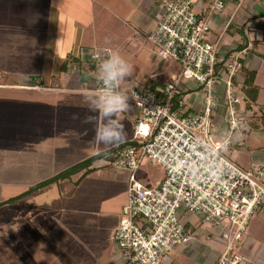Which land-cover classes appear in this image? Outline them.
Listing matches in <instances>:
<instances>
[{"label": "built area", "instance_id": "built-area-1", "mask_svg": "<svg viewBox=\"0 0 264 264\" xmlns=\"http://www.w3.org/2000/svg\"><path fill=\"white\" fill-rule=\"evenodd\" d=\"M195 0H166L148 38L157 54L177 63L176 73L161 85L133 81L118 85L129 97L134 132L114 154L98 155L90 165L125 170L126 196L112 239L117 264H161L175 248L194 238L181 220L182 211L196 214L216 229L224 246L213 264H242L241 246L249 222L264 202V164L245 168L228 154L230 138H217L211 114L222 106L230 130L241 125L244 95L238 79L247 46L219 49L209 40V16L225 0H212L204 12ZM254 21H263L256 17ZM250 44V43H249ZM109 48L90 50L93 90L103 92L100 63ZM199 86L202 106L186 111L184 91ZM216 86H224L222 101ZM147 158L163 167L162 179L146 186L137 170Z\"/></svg>", "mask_w": 264, "mask_h": 264}, {"label": "rangeland", "instance_id": "rangeland-1", "mask_svg": "<svg viewBox=\"0 0 264 264\" xmlns=\"http://www.w3.org/2000/svg\"><path fill=\"white\" fill-rule=\"evenodd\" d=\"M121 13L127 21L99 11L90 27H82L87 34L80 33L81 40L85 38L91 50L109 48L112 55L119 52L132 66L131 75L121 82L122 86L133 81L152 85L170 79L178 69L177 63L157 54L148 38L153 25L150 12L134 8ZM30 77H41L42 82L29 81L25 72L0 71V264H98L95 261L104 255L100 251L112 246L109 234L121 216L127 179L123 170L87 164L21 197L4 200L93 151L122 145L134 127L132 105L128 101L129 110L117 115L125 126L126 138L111 146L96 143V129L103 122L94 120L91 124H82L73 116L78 114L81 119L85 115L98 116L89 109L95 107L96 98L101 94L37 89L32 86L64 85L46 74ZM260 114L257 109L256 125L245 113L240 116L237 131L245 143L242 161L246 166L258 144L264 143L260 135ZM241 142L235 148H241ZM162 172L161 165L147 158L138 168L137 177L150 187L159 182ZM81 174H86L84 180H80ZM181 213L185 225L197 217L187 210ZM201 223L210 226L204 221ZM250 230L252 218L247 231ZM208 241L214 242V239Z\"/></svg>", "mask_w": 264, "mask_h": 264}, {"label": "crops", "instance_id": "crops-1", "mask_svg": "<svg viewBox=\"0 0 264 264\" xmlns=\"http://www.w3.org/2000/svg\"><path fill=\"white\" fill-rule=\"evenodd\" d=\"M165 1L0 0V71L14 74L25 72L30 78L29 81L38 82L39 80L40 83L42 82L41 77H33L32 79L30 76L46 74L51 76V79L56 81L58 79L64 85L32 86L37 89L45 88L61 92L79 91L84 94H99L93 90L94 81L91 62L88 60L91 49L87 45L88 43L85 42V38L81 40L80 33L87 34L81 30L82 27H90L91 22L96 19L97 13L101 10L112 13L120 20L127 21V18L121 12L137 8L150 12L149 14L153 18V28L157 15ZM211 1L195 0L193 7L197 12H204ZM263 16L264 0H225L222 9L210 14V30L207 34L210 40L219 38V49L222 51H230L238 46H247V53L243 58V69L238 83L241 85L245 76L244 72L249 69L254 73V82L259 90L251 107L247 108L243 100L240 109L241 113H245L250 117L248 119L253 118V125L258 122L256 110H260V116H262L260 135L262 137H264V112L262 111L264 110V22L254 21L253 19ZM140 21L145 22V20ZM256 22L258 24L254 25ZM25 69H28V72ZM81 69L83 71L87 70L88 74L91 75L84 81L80 80ZM162 83L156 81L152 85L155 87ZM81 84H85V86H79ZM216 89L219 93L218 98L222 101L224 86H216ZM183 95L186 101V111L201 108L203 91L199 86H188ZM211 120L212 129L217 138H230L229 150L227 151L229 156L245 167V161H242L245 154L243 149L245 143L241 142V133L238 132V129L237 131L228 128L222 106H217L212 110ZM133 132L134 127L129 138L133 135ZM239 142L243 146L235 148ZM261 144L264 143L258 144L257 150L250 156L251 162L249 161V165L245 168L248 166V168H253L256 165L264 164V147ZM97 151L99 150L93 151L90 155ZM90 155L88 154V156ZM88 156L86 155L85 158ZM121 172L126 173L125 170ZM162 177L163 172L160 180ZM85 178L86 174H81L80 180ZM124 201L125 198H123V203ZM201 222L199 216L188 221V225L186 224L185 227L194 234V238L187 244L179 246L180 248L171 251L163 258L161 264H213L215 262L224 244L216 229L211 226H203ZM112 230L109 239L113 241L114 230L113 232ZM206 238L208 240L212 238L214 242H209ZM241 251L244 256L242 264H264V202L252 217V230L245 233ZM102 252H104V255L95 262L98 264L118 263L119 254L114 242H112V246L107 247V251L102 249L100 253Z\"/></svg>", "mask_w": 264, "mask_h": 264}, {"label": "clouds", "instance_id": "clouds-1", "mask_svg": "<svg viewBox=\"0 0 264 264\" xmlns=\"http://www.w3.org/2000/svg\"><path fill=\"white\" fill-rule=\"evenodd\" d=\"M131 72L132 66L119 52L104 59L99 65L98 77L103 84V92L96 98L95 107L89 109L97 112L98 116L85 115L83 119L78 114L73 116V119H79L82 124H91L94 120L103 122L102 126L96 129V143L111 146L126 138L125 126L117 119V115L129 110V97L118 91V85L130 76Z\"/></svg>", "mask_w": 264, "mask_h": 264}, {"label": "trees", "instance_id": "trees-1", "mask_svg": "<svg viewBox=\"0 0 264 264\" xmlns=\"http://www.w3.org/2000/svg\"><path fill=\"white\" fill-rule=\"evenodd\" d=\"M256 24H258V22H256L254 25H256ZM244 74H245V76H244V79L241 82V87L240 88H241V91L243 92V95H244L245 106L247 108H249V107H251V105L256 100L259 88L254 82V73H253L252 70L246 69ZM90 76L91 75L88 74L87 70L83 71L81 69V71H80V80L81 81L86 80ZM127 141H129V140H126L124 143H126ZM120 146L121 145L111 146L109 148L97 151V152L93 153L92 155L88 156L87 158L82 159V160L72 164L71 166H69V167H67V168L55 173L54 175H52L50 177H47V178H44V179L36 182L35 184L29 185L27 187V189L23 190L22 192L17 194L15 197L6 198L4 201H10L13 198L21 197V196L25 195L26 193L37 189L38 187L44 186V185H46V184H48V183H50L52 181H55L56 179L66 177L71 172H74L75 170L77 171L79 169V167L87 165V164L90 165V162L92 161V159L95 158L98 155H111V154H114ZM85 172H87V171H85Z\"/></svg>", "mask_w": 264, "mask_h": 264}]
</instances>
